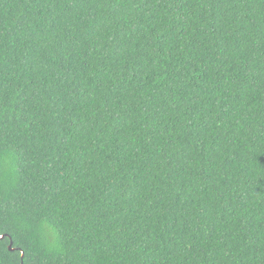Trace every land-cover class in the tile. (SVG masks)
<instances>
[{
  "label": "trees",
  "instance_id": "16d2710c",
  "mask_svg": "<svg viewBox=\"0 0 264 264\" xmlns=\"http://www.w3.org/2000/svg\"><path fill=\"white\" fill-rule=\"evenodd\" d=\"M0 235V264H264V0H0Z\"/></svg>",
  "mask_w": 264,
  "mask_h": 264
},
{
  "label": "water",
  "instance_id": "95a60500",
  "mask_svg": "<svg viewBox=\"0 0 264 264\" xmlns=\"http://www.w3.org/2000/svg\"><path fill=\"white\" fill-rule=\"evenodd\" d=\"M5 237V235H0V240H2ZM8 250L9 251H14V249L12 248V243L10 242L8 245ZM23 257V254L21 253V259Z\"/></svg>",
  "mask_w": 264,
  "mask_h": 264
}]
</instances>
